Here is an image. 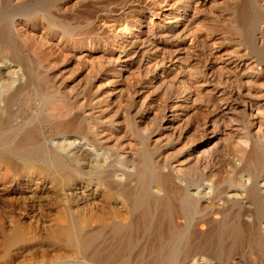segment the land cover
<instances>
[{
    "label": "rangeland",
    "instance_id": "rangeland-1",
    "mask_svg": "<svg viewBox=\"0 0 264 264\" xmlns=\"http://www.w3.org/2000/svg\"><path fill=\"white\" fill-rule=\"evenodd\" d=\"M110 2L0 0V154L19 164L28 133L34 164L66 149L52 183L0 167V264H264L260 0H197L193 44L168 7L110 18ZM136 18L120 77L116 53L64 44ZM63 215L83 226L72 253L49 244L65 243L47 226ZM12 221L23 244L6 251Z\"/></svg>",
    "mask_w": 264,
    "mask_h": 264
},
{
    "label": "bare ground",
    "instance_id": "bare-ground-1",
    "mask_svg": "<svg viewBox=\"0 0 264 264\" xmlns=\"http://www.w3.org/2000/svg\"><path fill=\"white\" fill-rule=\"evenodd\" d=\"M109 1H111L110 3L115 5L116 8L114 7L113 9L112 8L109 9V8H107V6H105V4H103V6L101 5L102 7L100 6L99 9L101 11V9L107 8V10L109 11V17L110 18L115 17L113 15V13L116 12L117 10L122 11V9H125L127 7L139 9L144 14H147L149 16H153V15L157 16L159 14V10H161L163 7H168L169 12L167 13V15H170L172 19H175V22L179 23L180 27H181V30H180L181 32L178 33L176 36H174V40L177 41L180 38L185 40V39L189 38L190 44H193L194 40H196V38H197L196 37L197 34L195 32H193V29L191 28V25L195 21L194 16L197 15L198 7L200 6V2H197V0H108V2ZM260 3H261V7H264V0H260ZM74 8H76V6ZM107 10H105V12ZM111 21H112V25H109L110 23L107 24L109 26L97 23V26L95 27L97 29V32H95L94 34L92 32L90 34H85V35H74V36H72V34H71L72 38L65 40L64 44H67L70 47H73L76 42H79L81 44H85L87 46H90L91 48L96 47V48L102 50L101 51L102 53H107L111 58L116 53L115 61H113V65H112V70H119L118 76L120 77V69H119L121 67L120 66L121 64L119 62L120 56L125 55L128 57L133 51H137V46L139 47V44L143 43V39H139V36H137L135 38V36L137 35L135 31L138 30L139 23H140L139 18L127 19V20H114L113 19ZM111 21H109V22H111ZM151 21L152 20L150 18L148 23L150 24ZM43 38H44V36L42 37V39ZM61 40H63V38ZM144 40L146 41V39H144ZM40 43H42V42H40ZM147 69H145V70L147 71ZM3 102H4V84H1L0 85V110L2 108ZM49 105H51V104H49ZM75 105L77 106L78 104H75ZM44 108H45V106H44ZM71 108H72V106H71ZM51 109L48 107L46 114H49V112H50L49 110H51ZM52 110H55V109L53 108ZM58 113L60 114L61 111L59 110ZM50 117H52V116H50ZM53 117H54V115H53ZM46 118H48V117H46ZM35 143H36V140L30 133L26 134L25 136H23L20 139L19 143L16 145V150L25 151L26 154H20L19 157L22 159L19 158L20 159L19 164H18V162L12 161L7 155L0 154V167L2 168L3 172H4V170L16 171L21 164V168L26 170L27 173H31V174L34 173L36 175L50 176V178L52 180L51 183L59 180L58 177L56 176V174L49 175V173L47 171H52V173H53L55 171H61L62 172L64 170V165H63L64 161L62 162L61 157L65 156L63 154L66 152V149L58 148L54 153L52 152V150L49 149L44 154V156L42 157V158H44V160L41 161L40 164H34L32 160H37V161L40 160V156H37V153L35 151H34L35 153L34 152L30 153V151H31L30 149H32L31 146L35 145ZM83 154H84V152H83ZM30 171H32V172H30ZM71 180L73 181V179H71ZM69 182H70V177L67 175H62V177H61L62 185H64V187H66L69 184ZM2 221L3 220L0 219L1 224H3ZM11 225H12V227H11L10 233L5 235V236L3 235L4 236L3 239L5 242L4 243L5 249L4 250H6V251L10 247H12L13 245L23 244V243H17V242L22 240L21 231H22V229L25 228V225H22L18 222H15V221H12ZM47 226H49V228L54 232V234H52V235L56 240L61 239L62 241L65 242V243H49V244L60 245V246H62L61 248H63L64 250H66L68 252H71V253H72V251L76 250L77 245H78V243H76L77 242V234L83 228V226L81 225V222L78 218L66 217L65 215H63L57 221H55L51 224H48ZM51 245H50V247H51ZM6 251H4V253H7ZM76 253H77V251H76ZM60 257H62V256H60ZM71 257H72V255H71ZM52 262H54V260H52ZM43 263L45 264L48 262L44 261ZM49 264H55V263H49Z\"/></svg>",
    "mask_w": 264,
    "mask_h": 264
}]
</instances>
